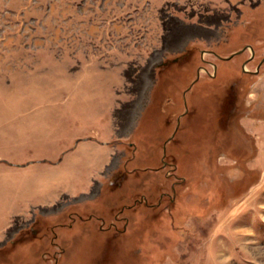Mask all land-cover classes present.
I'll return each instance as SVG.
<instances>
[{
    "label": "rangeland",
    "instance_id": "1",
    "mask_svg": "<svg viewBox=\"0 0 264 264\" xmlns=\"http://www.w3.org/2000/svg\"><path fill=\"white\" fill-rule=\"evenodd\" d=\"M0 264H264V0H0Z\"/></svg>",
    "mask_w": 264,
    "mask_h": 264
},
{
    "label": "flooded vegetation",
    "instance_id": "2",
    "mask_svg": "<svg viewBox=\"0 0 264 264\" xmlns=\"http://www.w3.org/2000/svg\"><path fill=\"white\" fill-rule=\"evenodd\" d=\"M259 69H260V67L258 66V69H256L254 72H256V71L258 72V71H259Z\"/></svg>",
    "mask_w": 264,
    "mask_h": 264
}]
</instances>
